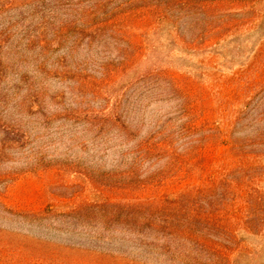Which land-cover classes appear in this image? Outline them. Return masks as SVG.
Returning <instances> with one entry per match:
<instances>
[{"label": "rangeland", "instance_id": "obj_1", "mask_svg": "<svg viewBox=\"0 0 264 264\" xmlns=\"http://www.w3.org/2000/svg\"><path fill=\"white\" fill-rule=\"evenodd\" d=\"M197 1L0 0V264H264V0Z\"/></svg>", "mask_w": 264, "mask_h": 264}, {"label": "trees", "instance_id": "obj_2", "mask_svg": "<svg viewBox=\"0 0 264 264\" xmlns=\"http://www.w3.org/2000/svg\"><path fill=\"white\" fill-rule=\"evenodd\" d=\"M263 1V0H262ZM198 3H200V6L204 9L206 8H222L225 6L227 8L228 5L230 4H234L240 7H251L254 6L255 2L254 0H219L216 1L215 3L212 4H206V1H197ZM196 3V2H195ZM245 24V23H244ZM234 26H236V24H234ZM221 27V26H220ZM168 145H170V143H167ZM162 145V144H161ZM166 145V144H165ZM162 147L165 146H161L159 149H161ZM180 161V160H179ZM246 165H249V161L245 160L244 161ZM215 181V180H214ZM213 182V181H212ZM157 192V191H155ZM159 194L157 196H151L150 198H148L147 200H151L150 202H147V205L143 204L145 207L149 208V211L151 210L152 212H159L162 215V218L166 221H171L173 222V225H177L175 222V220H177L178 215L182 214V209L179 211V204H180V200L177 198H175L174 200H169V196L171 195H175V192L173 191V194H169L170 192H167L168 194H164L166 192H164L163 194L158 192ZM155 194V193H154ZM177 195L180 193H176ZM151 195V194H150ZM136 199H139L136 198ZM143 205L137 204L135 206H138L143 210ZM146 210V209H144ZM132 211V210H131ZM264 210H257V209H253V211H248L246 216L247 217H251V216H255V214L257 212H261ZM241 212V209H230L227 210V212H223L222 210H209L208 212H196V213H192L189 214V212H183L185 215L187 213V216L192 220H196L197 222H201L204 223L206 226H210L213 229H217L218 231L224 232L226 234V236L229 238V241H235V238L233 236H235V234H238V227H239V213ZM133 214V212H132ZM251 220V219H250ZM249 220V221H250ZM246 224H244V227L246 230H249L250 232H257L255 231V225H253L252 223H248V220H246L245 222ZM238 243V242H236ZM15 249H18L19 251H21L22 249L19 247H16ZM215 252L221 257V258H225L227 255L231 254L232 252H234L235 249L237 248H232V250L230 251L231 248H228L227 246H222L220 244L215 243L214 244V248ZM241 249V248H240ZM227 251V252H226ZM239 251V250H238ZM237 251V252H238ZM231 252V253H230ZM32 257H35V259L38 262H44L48 260V256H45L44 253L42 252H33ZM51 260V258H50Z\"/></svg>", "mask_w": 264, "mask_h": 264}]
</instances>
